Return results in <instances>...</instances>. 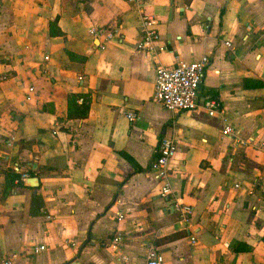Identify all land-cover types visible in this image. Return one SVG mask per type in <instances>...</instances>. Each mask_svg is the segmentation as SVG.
I'll return each mask as SVG.
<instances>
[{"label": "crops", "instance_id": "crops-1", "mask_svg": "<svg viewBox=\"0 0 264 264\" xmlns=\"http://www.w3.org/2000/svg\"><path fill=\"white\" fill-rule=\"evenodd\" d=\"M143 10L157 21L155 54L137 50L128 0H0V263L16 251L12 264H143L153 245L163 264H264V151L222 137L221 117L201 106L171 112L153 100L157 65L208 55L199 102L219 99L264 144V0H146ZM71 94L89 97L85 118L68 117ZM162 136L176 141L169 181L193 206L188 229L151 169ZM11 169L24 186L6 189Z\"/></svg>", "mask_w": 264, "mask_h": 264}, {"label": "built area", "instance_id": "built-area-1", "mask_svg": "<svg viewBox=\"0 0 264 264\" xmlns=\"http://www.w3.org/2000/svg\"><path fill=\"white\" fill-rule=\"evenodd\" d=\"M131 2L138 14L141 27V38L137 42V50L145 54L156 53L163 50L164 47L159 45L160 33L156 28V19L144 12L143 6L146 0H128ZM90 34L96 38H102L104 41L111 40L115 36V30L107 29L104 27H91ZM228 47L230 42L225 43ZM101 48L105 47V42L100 45ZM48 59V56H45ZM209 63V56L202 55L199 59L194 61H179L174 67H167L162 65L156 66V74L154 81L153 100L159 102L164 109L176 111H190L201 106L207 115L220 116L223 120L221 129L222 137L231 139L235 144L244 147H258L264 151V144L256 141L255 137L244 136L240 128L232 125L227 118L224 117L222 103L219 99L204 98L199 102L198 87L204 76V72ZM29 94L26 100H31L34 93V87H29ZM81 101L82 99H78ZM128 121L133 122L139 119V115L133 111L126 113ZM176 141L171 136H162L157 146V156L151 164V169L161 183L160 195L169 201L172 211L176 214L178 222L184 229H188L191 223L193 214V206L184 202L180 196L176 195L171 187L169 181V163L176 153ZM17 169V168H16ZM27 175L21 174L24 179ZM241 185L235 183L234 187L239 188ZM124 215L119 213L118 219H123ZM121 240L120 233H116L112 239V243L117 245ZM191 242H196L195 236L191 237ZM45 249L44 245L34 247L33 254H37ZM20 254L16 251H10L0 264H12ZM122 264H130L126 255H120ZM164 257L156 246L151 245L148 247L145 261L143 264H163Z\"/></svg>", "mask_w": 264, "mask_h": 264}, {"label": "trees", "instance_id": "trees-1", "mask_svg": "<svg viewBox=\"0 0 264 264\" xmlns=\"http://www.w3.org/2000/svg\"><path fill=\"white\" fill-rule=\"evenodd\" d=\"M49 34L51 36H58L61 34L57 21L49 23ZM82 99L81 103H77V99ZM89 97L83 94H71L68 96L67 115L69 118L82 119L88 115L89 112ZM32 175V172L30 173ZM6 189H11L15 186L14 180H17V185L24 186L23 181L20 180V174L14 172L12 169L6 174ZM236 251V250H235Z\"/></svg>", "mask_w": 264, "mask_h": 264}, {"label": "water", "instance_id": "water-1", "mask_svg": "<svg viewBox=\"0 0 264 264\" xmlns=\"http://www.w3.org/2000/svg\"><path fill=\"white\" fill-rule=\"evenodd\" d=\"M27 185L30 186H36L37 185V178L36 177H30L26 181Z\"/></svg>", "mask_w": 264, "mask_h": 264}]
</instances>
